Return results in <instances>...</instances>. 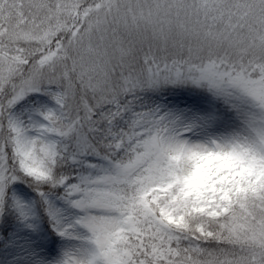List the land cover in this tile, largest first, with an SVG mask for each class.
Returning <instances> with one entry per match:
<instances>
[{"label": "snow or ice", "instance_id": "1", "mask_svg": "<svg viewBox=\"0 0 264 264\" xmlns=\"http://www.w3.org/2000/svg\"><path fill=\"white\" fill-rule=\"evenodd\" d=\"M0 264H264V0H0Z\"/></svg>", "mask_w": 264, "mask_h": 264}]
</instances>
